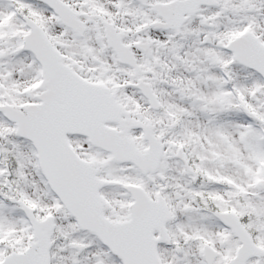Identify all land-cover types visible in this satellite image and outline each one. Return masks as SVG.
I'll return each instance as SVG.
<instances>
[{"label": "snow or ice", "instance_id": "6c2138e0", "mask_svg": "<svg viewBox=\"0 0 264 264\" xmlns=\"http://www.w3.org/2000/svg\"><path fill=\"white\" fill-rule=\"evenodd\" d=\"M0 264H264V0H0Z\"/></svg>", "mask_w": 264, "mask_h": 264}]
</instances>
